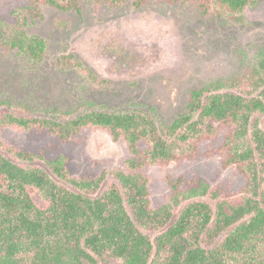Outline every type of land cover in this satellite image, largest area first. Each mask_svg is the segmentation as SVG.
Wrapping results in <instances>:
<instances>
[{
  "label": "trees",
  "instance_id": "16d2710c",
  "mask_svg": "<svg viewBox=\"0 0 264 264\" xmlns=\"http://www.w3.org/2000/svg\"><path fill=\"white\" fill-rule=\"evenodd\" d=\"M80 1L29 0L14 11V24L0 19V53L18 50L42 62L46 41L27 33L28 22L40 16L41 5L79 10ZM90 1L98 11L129 2L140 9L152 0ZM257 4L198 1L205 13L236 23H245ZM57 63L99 81L73 55ZM60 116L40 119L23 104L0 100V264H264V51L241 74L192 91L185 112L170 124L139 109ZM5 131L47 133L65 143L86 131L104 133L129 156L97 176L74 175L66 157L46 160L10 144ZM217 140L221 166L246 180L240 192L204 182L187 193L172 186L167 201L155 206L146 169L193 161Z\"/></svg>",
  "mask_w": 264,
  "mask_h": 264
},
{
  "label": "rangeland",
  "instance_id": "374dc122",
  "mask_svg": "<svg viewBox=\"0 0 264 264\" xmlns=\"http://www.w3.org/2000/svg\"><path fill=\"white\" fill-rule=\"evenodd\" d=\"M198 1L173 5L152 0L140 9L130 2L118 8L102 4L98 11L90 0L80 1L79 10L41 5L27 33L46 41L44 60L34 62L18 50H2L0 100L23 104L40 119L59 120L61 112L77 116L139 109L158 124H170L185 112L192 91L241 74L264 51V0L250 8L245 23L205 13ZM26 5L29 0H0V19L14 24V11ZM69 55L99 81L57 63ZM4 134L10 144L46 160L66 157L71 173L79 176L122 167L129 156L124 144H112L104 133L86 131L66 143L47 133ZM220 144L217 140L204 146L193 161L147 168L154 205L167 201L172 186L187 193L204 182L227 194L240 192L246 180L221 166Z\"/></svg>",
  "mask_w": 264,
  "mask_h": 264
}]
</instances>
